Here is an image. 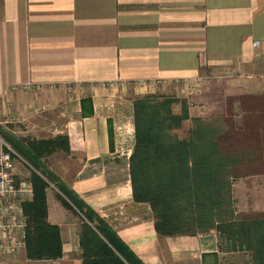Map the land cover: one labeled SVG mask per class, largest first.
Here are the masks:
<instances>
[{"label": "crops", "instance_id": "0c3cea01", "mask_svg": "<svg viewBox=\"0 0 264 264\" xmlns=\"http://www.w3.org/2000/svg\"><path fill=\"white\" fill-rule=\"evenodd\" d=\"M259 58L264 0H0V122L14 121L2 128L23 139L68 137L70 151L46 164L143 264H222L215 232L160 236L151 206L134 200L133 102L185 89L176 82L205 92L216 80L250 78ZM232 90L225 96L241 103ZM31 170L18 161L16 179L31 181ZM58 194L47 190L62 258L30 260L24 248L0 264H83L82 222Z\"/></svg>", "mask_w": 264, "mask_h": 264}, {"label": "trees", "instance_id": "16d2710c", "mask_svg": "<svg viewBox=\"0 0 264 264\" xmlns=\"http://www.w3.org/2000/svg\"><path fill=\"white\" fill-rule=\"evenodd\" d=\"M248 100L243 104L246 113V104L249 105L248 120L253 122L252 118L257 116L264 120V110L260 113L258 109L260 104L264 106V95ZM176 103H179L177 98L161 97L157 93L137 97L133 102L134 200L151 206L160 236L215 232L220 252L246 251L251 253L252 264H264V216L248 218L238 214L233 192L237 165L243 164V156L252 154L253 148H224L221 137L225 131L216 120L191 118L186 101L181 102V112L175 113ZM188 120L192 121L189 137L181 139L174 131ZM0 134L32 168L34 198L24 203L28 216L25 246L28 259L57 260L63 256L60 228L48 221L47 190L53 184L63 205L82 222L83 264H143L100 215L46 164L45 159L53 153L70 151L68 137L23 139L3 128ZM256 156L259 158L258 153Z\"/></svg>", "mask_w": 264, "mask_h": 264}, {"label": "rangeland", "instance_id": "374dc122", "mask_svg": "<svg viewBox=\"0 0 264 264\" xmlns=\"http://www.w3.org/2000/svg\"><path fill=\"white\" fill-rule=\"evenodd\" d=\"M260 59L257 62L259 68H255V62L251 73L252 77L250 78L244 76L235 80V82L233 80V83L230 84H222V82L220 84L216 80L211 85H207L205 92L200 89L193 96L188 94L189 91L186 85H183L185 93L182 87V89H168L157 93L161 97H175L179 100V103L174 105L175 113L181 112V102L186 101L189 104L191 118L201 117L206 120H216L220 129L225 131L224 136L221 137L224 148L228 150L230 148V150H246V146L253 148L251 149L252 154L248 152L243 156V164L237 165L238 173L236 172L237 177L233 181L237 213L248 218L254 215L264 216V154L262 153L264 150V120L262 116H257L252 118L253 122L249 121V105H247L248 103L246 104L247 113L243 106L246 99L250 101L254 96L261 97L264 95V60ZM173 85L180 86V83L176 82ZM164 86L162 85L161 88ZM228 88H233L234 90L232 91L241 93L238 96L239 98L241 97L242 103H240V100L237 101V98L235 99L236 95H233L234 92H228L229 95L225 96ZM244 91L252 92L242 94ZM258 109L262 113L264 110L263 104H260ZM249 119L251 118L249 117ZM191 127L192 121L188 120L184 122L182 128L175 130L174 134L181 139L188 138ZM255 152L259 154V158ZM51 188L54 191L57 189L53 184ZM18 252L10 256H14ZM224 254L222 264H251L252 261L251 253L246 251L238 250L236 252H225ZM0 255L5 256L4 254Z\"/></svg>", "mask_w": 264, "mask_h": 264}, {"label": "built area", "instance_id": "2783aa9c", "mask_svg": "<svg viewBox=\"0 0 264 264\" xmlns=\"http://www.w3.org/2000/svg\"><path fill=\"white\" fill-rule=\"evenodd\" d=\"M254 46H259V42ZM149 82L157 87L166 85L162 80ZM179 83L187 86L190 96L199 92V85L194 86L189 81ZM11 123L14 121L0 122V128ZM18 161L25 160L0 134V254L5 256H10L26 246L28 222L23 203L34 192L31 181L16 179L14 171Z\"/></svg>", "mask_w": 264, "mask_h": 264}]
</instances>
